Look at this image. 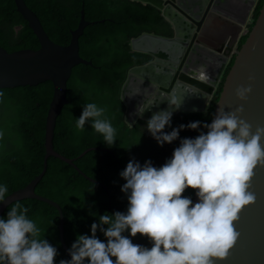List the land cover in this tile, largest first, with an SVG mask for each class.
I'll use <instances>...</instances> for the list:
<instances>
[{"label":"trees","instance_id":"obj_1","mask_svg":"<svg viewBox=\"0 0 264 264\" xmlns=\"http://www.w3.org/2000/svg\"><path fill=\"white\" fill-rule=\"evenodd\" d=\"M28 1L58 45L69 44L71 32L80 22L81 11L88 22L79 38L83 59L91 64L77 66L75 78L70 79L71 100L64 114L59 117L61 135L58 149L59 154L77 159L76 166L95 181H90L74 167L55 158V173L41 190L43 197L59 202L71 213L73 243L80 234L91 235V225L93 222L99 223L100 215L116 211L126 213L129 202L127 194L121 191L126 180L120 172L131 159L141 165L151 160L153 166L160 167L172 157L181 139L195 138L201 131L207 132L203 124L213 120L222 85L206 112H180L172 117L171 127L166 126L164 131L171 132L181 124L187 125L194 121H200L201 127L182 129L178 139L161 146L148 131V121L139 119L133 126L126 124V107L121 100V89L130 69L151 61L149 55L132 50L131 40L145 33L172 37L171 24L162 12L150 4L133 0ZM263 4L264 0H260L253 15L254 21ZM246 38L247 35L242 37L238 49ZM0 47L10 53L39 49L37 37L17 12L14 0H0ZM0 91L4 92L0 102V132H3L0 138V184L7 185L8 196L24 188L43 169L45 121L53 86L50 82L30 89ZM90 102L107 109L106 116L117 129L114 145H107L103 136L92 128L91 121L86 122L84 131L76 129L75 121L82 114L83 105ZM90 148L96 150L79 158ZM48 171L47 164L45 174L38 183L46 178ZM194 193V189L188 188L183 195L193 200ZM19 204L29 208L27 216L40 228V238L47 239L57 248L55 264H59L61 259L70 260L60 240L59 211L37 200ZM6 218L7 214L3 219ZM123 234L132 239L134 244L152 247V242L144 235L131 237L130 230ZM97 236L107 242L99 229Z\"/></svg>","mask_w":264,"mask_h":264},{"label":"clouds","instance_id":"obj_2","mask_svg":"<svg viewBox=\"0 0 264 264\" xmlns=\"http://www.w3.org/2000/svg\"><path fill=\"white\" fill-rule=\"evenodd\" d=\"M192 79L210 84L206 66L195 69ZM254 79L249 76V81ZM252 90L251 83L241 85L235 95L246 101ZM3 96L0 91V102ZM183 100L173 89L168 99L173 110L155 112L147 122L148 131L161 146L178 139L182 129L201 127L200 121H194L164 131L171 127L173 111ZM147 108L140 106L138 114L142 116ZM243 111V105L232 111L218 108L212 122L203 124L207 132L181 139L160 167L151 160L141 165L131 159L120 172L126 180L121 188L129 202L126 213L100 215L99 223L91 225V235L80 234L72 243L71 259H61L59 264H216L227 259L241 235L235 222L257 199L250 191L255 170L264 167V127L253 132L252 124L241 117ZM106 112L95 102L85 103L75 127L82 132L91 121L94 131L112 146L117 129ZM188 188L196 190L198 202L183 195ZM7 192V185L0 184V202H5ZM28 211L17 203L6 219L0 218V264H55L57 248L40 238L41 230L28 218ZM98 229L107 242L97 236ZM128 230L131 237H148L152 247L134 244L123 234Z\"/></svg>","mask_w":264,"mask_h":264},{"label":"water","instance_id":"obj_3","mask_svg":"<svg viewBox=\"0 0 264 264\" xmlns=\"http://www.w3.org/2000/svg\"><path fill=\"white\" fill-rule=\"evenodd\" d=\"M133 1L150 4L160 10L171 24L173 35L163 37L145 33L131 40L132 50L149 55L151 61L130 69L123 83L121 100L126 107L125 122L128 125L133 126L139 119L148 121L153 113L160 110L172 111L168 99L173 89L184 100L181 107L173 111L172 117L180 112L204 113L222 85L213 119L218 108L232 111L243 105L241 117L252 124V131L255 132L257 127H264V4L257 20L254 21L253 18L260 0ZM14 3L17 12L37 37L39 49L10 53L0 47V89H30L51 82L53 96L45 121L43 169L24 188L12 192L5 197V202H0V218H4L15 204L27 200H37L56 208L60 215V240L71 259V213L59 202L43 197L41 190L55 173V158L73 166L90 181H95L76 166L77 159L59 154L58 149L61 135L59 117L64 114L71 100L70 79L75 78L77 66L91 64L83 59L79 38L88 22L84 20V13L81 11L80 22L71 32L69 44L61 46L55 43L42 19L33 12L28 0H14ZM224 21L232 23L238 29L253 22L240 49L235 50L233 42L217 41L213 44L207 41L208 30ZM145 37L155 40L154 49L136 47V43ZM195 56L200 57L203 62L194 65ZM200 65L206 66L210 84L192 79L193 72ZM250 75L255 77L254 81H249ZM249 83L253 90L248 99L242 101L235 95V90ZM142 105L148 108L141 116L138 108ZM194 108L198 111H194ZM261 143L264 145V138ZM94 150L96 148L86 150L79 158ZM47 164L48 174L38 183L45 174ZM255 173L250 191L256 195V202L246 206L241 212L239 221L235 222L241 233L240 238L229 257L217 261L216 264H264V167H258ZM196 202L198 197L195 190L193 203Z\"/></svg>","mask_w":264,"mask_h":264},{"label":"crops","instance_id":"obj_4","mask_svg":"<svg viewBox=\"0 0 264 264\" xmlns=\"http://www.w3.org/2000/svg\"><path fill=\"white\" fill-rule=\"evenodd\" d=\"M250 24L245 27V28H241L238 29L237 27L233 26L232 23H229L227 21H224L223 23H221L219 26H213L212 28H210L208 30V37H207V41L210 43L217 42V41H228V42H233V47L235 48V50H237L238 45L243 37V34L246 32V30H249ZM234 36H233V40L231 39V34L232 32Z\"/></svg>","mask_w":264,"mask_h":264},{"label":"bare ground","instance_id":"obj_5","mask_svg":"<svg viewBox=\"0 0 264 264\" xmlns=\"http://www.w3.org/2000/svg\"><path fill=\"white\" fill-rule=\"evenodd\" d=\"M234 31L231 34V39L233 38ZM233 40V39H232ZM136 47L143 48V49H154L155 47V40L150 37H145L142 41L136 43ZM200 62H203L202 59L198 56L194 57V65L199 64Z\"/></svg>","mask_w":264,"mask_h":264},{"label":"built area","instance_id":"obj_6","mask_svg":"<svg viewBox=\"0 0 264 264\" xmlns=\"http://www.w3.org/2000/svg\"><path fill=\"white\" fill-rule=\"evenodd\" d=\"M248 31H249V30H246V32L243 34V36L247 35V34H248Z\"/></svg>","mask_w":264,"mask_h":264},{"label":"rangeland","instance_id":"obj_7","mask_svg":"<svg viewBox=\"0 0 264 264\" xmlns=\"http://www.w3.org/2000/svg\"><path fill=\"white\" fill-rule=\"evenodd\" d=\"M251 27H252V24L250 25L249 29H251Z\"/></svg>","mask_w":264,"mask_h":264}]
</instances>
